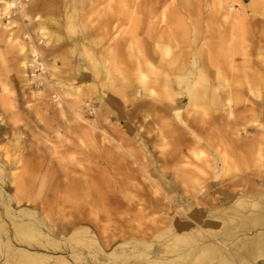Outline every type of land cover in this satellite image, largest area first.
I'll return each instance as SVG.
<instances>
[{"label": "rangeland", "instance_id": "1", "mask_svg": "<svg viewBox=\"0 0 264 264\" xmlns=\"http://www.w3.org/2000/svg\"><path fill=\"white\" fill-rule=\"evenodd\" d=\"M4 1L9 0H0V31L11 36L12 43L21 41L27 45L21 52L13 44L9 51V41H0V97H9L2 88L6 84L15 99L10 108L0 98V264H52L53 258L46 260L45 255L65 256L72 264H127V253L129 264L141 263L143 255L134 257L131 253L162 246L171 236V225L188 221L193 228H182L181 232L194 231L198 239L201 232L222 235L220 232L232 219L208 213L224 209L218 201V187L230 191L245 190L251 185L261 188L252 180L264 177V157H256L257 153L250 156L248 165L243 160L230 159V141L234 138L226 131L229 121L240 120L242 115L250 118L256 113L264 121L259 109L264 105V80L260 78L264 77V69L249 74L248 83L241 66L245 49L251 60H264V2H234L235 10L245 14L251 24L259 21L258 25L253 24V31L243 35L236 28L233 42L227 44L229 48L224 52L216 48L214 52L211 47V54L201 63L203 69L207 68V82L229 84L234 89L226 86L220 93L211 92L205 97L207 117L219 118L217 133L202 134L204 153L194 155L189 149L186 112L182 110L177 117L173 111L185 93L176 84L165 88L164 77L169 71L163 72L175 66L174 62L184 64V43L177 47L176 56L162 53V59L157 51L158 45L168 44L156 38L157 26L163 27L170 20L168 8L164 14L160 9L149 18L144 9L132 13L131 0H124L120 11L123 22L114 34L115 30L106 27L105 19L107 15H117V11L104 9L97 0H18L31 16L39 14L49 19L47 29L56 38L45 44L38 39L36 22L27 20L21 24L17 6L11 14H4ZM138 1L145 5L152 0ZM195 2V8L208 14L203 2ZM30 41L39 44L46 62L45 81L41 83L21 67V62L30 57ZM233 52L240 70L225 66V58ZM105 60L112 81L103 86ZM141 74L147 78L141 79ZM80 84L79 96H65L71 101L79 100L78 104L57 103L52 98L56 90L64 96L65 87ZM113 84L121 90L119 107L101 104L97 99L114 95ZM134 89L140 92L133 93ZM228 93L235 95L239 105L231 117L223 101ZM132 111L136 114L129 118L126 113ZM127 120L139 131L144 145L128 132ZM249 130L250 139H254L261 127L250 125ZM11 172L21 181L18 188L9 183ZM72 175L76 178L74 183ZM85 179L90 183L84 185ZM197 209L203 225H196L189 218ZM45 236L55 240L56 246L47 242ZM199 243L201 239L193 240L192 236L171 241L165 247L167 255L174 259L181 252L183 256L168 264H190L196 260L193 256ZM228 247H219L212 255L215 259L205 264L222 257L221 264H264L259 263L260 257H242L231 245ZM20 250L36 257L22 256ZM206 257L202 253L198 260Z\"/></svg>", "mask_w": 264, "mask_h": 264}, {"label": "bare ground", "instance_id": "2", "mask_svg": "<svg viewBox=\"0 0 264 264\" xmlns=\"http://www.w3.org/2000/svg\"><path fill=\"white\" fill-rule=\"evenodd\" d=\"M86 1V0H85ZM205 4L208 10V14H205V10H201L200 7L195 8L196 5H198L195 0H152L149 2V4L143 5L144 2L140 3L138 0H131V7H132V13H136L137 11H140L141 9H144V12L148 13L149 18L152 16H155L157 11L162 9L161 13H165L166 9H169L170 12V20L167 21V25L160 27V25L157 26L158 31L156 34V38L159 41H165L168 44L163 46H157L158 52H160V57H162L163 54H170L174 53V56H176L178 53L177 47L180 43H184V49L181 48V51L183 50L185 52V61L184 64L176 63L174 62L175 66H172L170 69H167L165 66L161 68L164 69V73L168 74L166 77H164L165 82V88L171 89L174 84L178 86V88L181 90V93H185V98L182 99L177 106L175 105L173 107V111L177 117L180 116L181 111L185 110L186 112V119H185V125L187 127V134L190 136L188 137L190 139L189 142V149L192 154H202L204 153V150L202 149L203 144H205V137L202 136V134H209L211 132H215V128H217V121H219L218 117H207L208 113L206 112L205 108V97L209 95V93L218 94L220 91H222V88L228 87V89H234V86L229 84H213L211 82H207V79L204 78L205 72L207 68L201 67L204 64L201 65L202 61H206V57H209L207 55H210V49L214 48V52H216V48H219L220 51H223L225 49H228L229 46L227 44L231 41L233 42L235 35H236V28H239L242 33L245 34L253 31V26L258 25L259 21H256L255 25L251 24L245 14H243L241 11L235 10L234 2L238 0H199ZM260 1V0H258ZM264 2V0H262ZM98 4H103L105 7L104 9H107L112 11H117V15H114L110 17V15H107L105 19V25L106 27H110L111 29L115 30L113 33H116V29L118 28V24L122 21V18L120 16V11L122 9V6L125 4L124 0H97ZM196 3V4H195ZM19 5V6H18ZM147 5H150L149 7ZM14 6H17L19 9L20 17H21V24L25 25V22L28 20L30 22H36L38 24L37 27V36L38 39H42V41L45 44H49L51 41H53L56 36L54 34H51L50 31L47 29L46 22L49 20L48 18H43L41 15L36 14L34 16H31V13L29 10L25 9L23 5L19 4L18 0H9L3 2V11L4 14H11L12 8ZM106 10V11H108ZM245 10V9H244ZM187 11V12H186ZM1 13V12H0ZM1 16V14H0ZM165 16V15H164ZM55 20V19H54ZM12 23V22H11ZM8 28V23L5 25ZM11 29L9 25V30ZM201 29V30H200ZM5 31H0V41H3L6 39V41H9V51H11V48H13V44H17L19 46V51H24L26 47L25 42L21 41H15V43H12L13 38L11 36L6 37ZM30 34L28 33V36ZM160 36V37H159ZM29 38H33L32 34L29 36ZM42 42V43H43ZM119 43V42H118ZM30 46L28 47L30 52V57L28 59H24L21 62V67L23 71H27L30 73H33V80L37 81L38 83H41L42 81H45L44 73L46 71V62L42 58L41 53V47L38 43H35L33 41H30L28 43ZM198 44V45H197ZM197 47H196V46ZM174 46V48H173ZM187 47V48H185ZM179 48V47H178ZM118 52V51H117ZM235 52L230 53L228 57L225 58L226 67H230L233 69H237V64L234 60ZM244 61L241 66L242 69L244 68L245 72L247 73L246 82H250L249 74H257L261 72L262 69H264V60L263 61H254L251 60L248 56L249 53L247 50H244ZM210 59V58H208ZM222 61H219V63ZM213 64V62L211 61ZM228 64V65H227ZM215 66L218 68L217 62L215 63ZM36 69L41 70L40 72H37ZM119 69V68H118ZM84 71H86V68H83ZM237 70H240L238 68ZM103 71L105 73L102 76V80L104 83L102 84L105 86L109 82L112 81L110 71L108 70V60L104 61L103 64ZM36 72V73H35ZM172 74H174V78L172 77ZM141 79H146V74H141ZM261 80H264V77L260 75ZM2 88L6 92H9V97L7 95H3L0 98H3L4 101H7L9 104V107L11 108L14 104L13 98L10 96L12 95V90L8 85H2ZM210 88L212 91H210ZM103 91V90H102ZM112 91L114 92V95H109L105 97V95H101L98 97V101L101 104L104 105H115L118 106L121 104L120 101V95L121 90L119 85H112ZM236 90H234V93L236 95ZM133 93H139L140 90L134 89L132 91ZM131 92V93H132ZM240 92V91H239ZM237 92V94L239 93ZM142 93V91H141ZM72 94L80 95L81 94V84L77 86H71L69 88H64V96H61V93H59L57 90L54 94H52V98H54V101L57 103H61L64 101L67 104L76 105L78 104L79 100H73L65 98V96H71ZM234 94L228 93L227 96L223 98L224 105L226 106L227 115L231 117L234 114V109L239 106L235 102V96ZM77 99V98H76ZM81 101V100H80ZM181 103V104H180ZM88 108L91 106L88 105ZM261 114L264 116V105H262L260 108ZM87 110V109H86ZM123 113V112H122ZM121 113V114H122ZM258 113V112H257ZM135 111H132L130 113H126L129 118H133L135 116ZM77 115L83 118L84 115L80 112H77ZM254 116H250V118L247 117V115H242L240 117V120H230L228 124V128L226 129L228 135L230 137H233L230 141L231 146V160L239 161L243 160L246 165L249 162L250 156L257 153L258 155L256 157L261 158L264 157V121H260L258 116L259 114L255 113ZM106 120H110V117H106ZM87 121V120H86ZM128 121V120H127ZM258 122V124H255ZM250 125H256L260 126V134H258V138L250 139L249 133H250ZM127 130L128 132L132 133L136 139L139 141V143H142L141 140V134L135 126L129 121L127 122ZM198 131V132H196ZM103 133V132H102ZM107 137V134L104 132V138ZM226 137V136H223ZM256 139V140H255ZM233 143H236L235 145ZM143 144V143H142ZM144 145V144H143ZM120 148H123L122 144H119ZM226 161V160H225ZM189 163V162H188ZM11 167V165H9ZM199 166H197L198 168ZM3 171V169H1ZM53 178L55 177L56 173L53 172ZM66 178L69 180V175L65 174ZM73 179L72 182H76V178L74 175H72ZM216 177V176H215ZM79 180V181H78ZM78 182H83L80 179H78ZM91 180L85 179L84 185L89 184ZM253 184L254 183H260L262 185L261 188H255L254 186H250L248 189L236 191L237 188H234L233 190H229L227 188L218 187V192L220 193L218 197V201L221 205H224V209L220 212L218 211H212L208 210L209 215L211 216H218L223 217V219L227 218L230 220L232 219L231 223H229L226 228H224L220 233L222 235L220 236H214L210 233L208 234H199L200 237L198 239L197 236H195L196 233L193 232H181L180 229L187 228L191 225V223L188 221L185 224H173L171 225L168 230L171 231V236L163 242L162 246H154L150 250L144 252V253H131V256L134 257H140L143 255L141 263L135 264H168L172 260H176V258H181L183 256V253H179L176 255V257L173 259L170 255H167V251L165 247L169 246L170 242L175 241H182L187 240L189 237L192 239H196L197 241L201 239V243H199L195 248L194 256L193 258H196V260H192L190 264H205L207 261H210L212 259H215V257H212L215 253L219 251V247L224 246L225 248L231 245V249L234 248L239 252V254L242 257H248L252 256L254 259H261L259 260V263L264 262V177L258 176L257 178H253ZM9 183L14 185L16 188H18L21 184L20 180H17V176L15 172H11L9 175ZM216 185V182L214 183ZM69 186V184H67ZM172 187V185H169ZM71 187H73L71 185ZM81 187V186H80ZM78 187L79 189H81ZM174 187V186H173ZM178 187H176L177 189ZM72 189H77V187H73ZM83 190V189H82ZM83 192V191H82ZM152 204V202H151ZM185 210L186 207L183 206ZM151 208L157 209V207L152 206ZM140 210H143L142 207L139 208ZM165 209V207H164ZM188 211V210H187ZM200 209L194 210L193 216H189L190 220H193L196 225H202L203 222L199 221V214ZM202 213V210H201ZM221 217V218H222ZM229 221V220H228ZM24 223H21L23 225ZM190 228H193L190 226ZM51 229V228H50ZM234 229V232L232 231ZM200 230V229H199ZM87 231V230H86ZM255 231V233H254ZM198 235V236H199ZM46 237V236H45ZM204 238V239H203ZM235 239L234 242H229L230 239ZM47 242L52 244L54 247L56 246L57 242L53 239H50L49 237H46ZM229 248V247H228ZM22 256H25L27 258L30 257H36L35 254L30 253L25 250L19 251ZM197 252V253H196ZM206 253L207 257L203 261H199L198 259L201 257V254ZM130 255L129 253H127ZM125 254V258L127 261V264H129L128 261V255ZM45 255V254H44ZM130 256V257H131ZM46 260H50L53 258L52 264H72L69 259H67L65 256H58L53 257L52 255H45L43 256ZM129 257V258H130ZM218 259V257H216ZM227 259V258H226ZM222 260L224 258L218 259L213 264H221Z\"/></svg>", "mask_w": 264, "mask_h": 264}]
</instances>
